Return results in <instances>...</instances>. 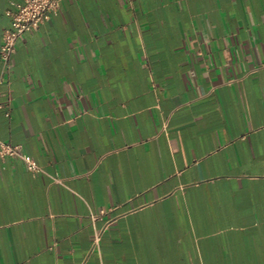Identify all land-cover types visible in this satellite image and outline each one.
Masks as SVG:
<instances>
[{
	"label": "crops",
	"instance_id": "1",
	"mask_svg": "<svg viewBox=\"0 0 264 264\" xmlns=\"http://www.w3.org/2000/svg\"><path fill=\"white\" fill-rule=\"evenodd\" d=\"M0 77V264H264V0H60Z\"/></svg>",
	"mask_w": 264,
	"mask_h": 264
},
{
	"label": "built area",
	"instance_id": "2",
	"mask_svg": "<svg viewBox=\"0 0 264 264\" xmlns=\"http://www.w3.org/2000/svg\"><path fill=\"white\" fill-rule=\"evenodd\" d=\"M60 0H10L5 8V15L9 18V26L4 29L0 42V61L2 69L6 70L15 50V42L23 33L39 27V25L56 14ZM2 78L0 77V86ZM0 90V108L1 104ZM8 115V113H6ZM0 155L20 157L26 168L31 172L40 171L41 167L28 155L20 152L18 145L0 142ZM99 239V234L94 236V243Z\"/></svg>",
	"mask_w": 264,
	"mask_h": 264
}]
</instances>
